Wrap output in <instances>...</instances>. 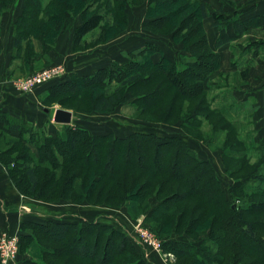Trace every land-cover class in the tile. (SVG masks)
Instances as JSON below:
<instances>
[{
    "label": "trees",
    "instance_id": "trees-1",
    "mask_svg": "<svg viewBox=\"0 0 264 264\" xmlns=\"http://www.w3.org/2000/svg\"><path fill=\"white\" fill-rule=\"evenodd\" d=\"M16 1L0 0V15ZM128 2L92 0L80 11L82 15L94 13L76 27L73 48L84 50L91 43L96 45L97 41L88 43L80 39L104 22L105 31L113 27L123 30L120 23L127 20V12L123 10ZM150 3L151 9L163 13L157 19L145 20L147 27H163L175 19L181 20L178 33L188 24L194 26L192 32L183 36L186 49L178 61L166 56L157 44L147 42L141 52L142 59L114 60L111 65L92 73L64 75L49 87L45 101H58L69 110H79L85 103L92 110L110 112L126 102L127 93L133 92L138 97L132 104L150 112L162 102L151 98L160 96L161 92L166 97L168 92L175 91L169 111L175 109L182 99L192 104L198 99L195 107L189 103L192 106L189 116L180 118L186 129L193 131L200 123L196 120L212 114H219L229 121L225 111L213 104L207 92L212 85L211 79L219 70L218 48L223 41L218 38L214 44L210 43L204 19L211 14L215 27L233 22L236 34L242 36L255 26L264 29L263 18L256 16L242 20L234 17L231 21L222 8L215 10L203 0H198L197 4L194 0H150ZM74 9L72 0H25L23 12L15 22L12 59L23 58L31 63L34 57H39L33 38L43 43L44 53L53 50L54 40L50 34L73 25ZM253 46L257 43L248 44L246 49ZM256 49L258 52L261 48L257 46ZM156 53L161 56L155 58ZM144 87L150 89L140 95L139 91ZM159 99L162 100L161 96ZM229 124L235 123L230 120ZM5 142L7 147H4ZM225 155L245 157L235 150H225ZM0 161L19 190L22 189L20 181L26 177L31 193L51 198L62 195L76 202L102 198L118 204L129 199V195L142 197L146 192L141 194L132 190L147 176L151 185L159 184L162 189H169L161 205L150 214L151 220L162 219L159 229L169 222L171 211L183 202L185 206L179 212L176 228L189 215L192 219L190 230L210 218L209 235L199 239L166 240L163 242L164 251L176 254L183 260L182 264H264V199H255L264 198V189L250 187L248 183L235 184L231 187L234 200H230L212 162L199 156L184 136H162L156 131L120 135L112 130L93 133L78 124L63 125L56 133L46 134L37 126L0 111ZM143 161L154 164V167L146 168ZM261 162L264 165V159ZM21 171L24 176L16 180L15 175ZM77 179L81 182L76 183ZM250 179L264 183L261 168L254 171ZM95 190L98 191L97 197ZM246 192L250 194L247 198ZM237 199L242 203L235 204ZM21 227L25 230L20 236V249L25 241L30 244L37 241L36 246L51 258L32 256L22 264H58L59 256L79 259L86 264H152L124 227L101 220L82 217L75 221H24ZM26 229L31 230L30 233ZM35 232L55 246L40 242Z\"/></svg>",
    "mask_w": 264,
    "mask_h": 264
},
{
    "label": "rangeland",
    "instance_id": "rangeland-1",
    "mask_svg": "<svg viewBox=\"0 0 264 264\" xmlns=\"http://www.w3.org/2000/svg\"><path fill=\"white\" fill-rule=\"evenodd\" d=\"M206 1L215 10L222 8L227 11L231 10L232 6L245 4L244 2L248 0ZM91 2L92 0H72L75 6V9L72 11V13L74 12L73 25L56 34H50L51 39L53 38L54 40V48L55 45L61 48L65 46V50L60 52L61 54L51 51L45 52L40 54L39 57H34L35 59L31 63L23 60V58L14 60L7 72V94L11 95L16 93V98L23 99L22 101H25L31 109L29 111L32 112V115L38 116L36 119H38L37 121L39 124H36V121L25 122L23 119L20 120L24 123L37 126L38 129L43 130L46 134H54L63 126V124L56 123L53 119L55 109L62 107V105H60L58 101L53 103H47L45 101V96L48 93L49 87L55 84L58 79L64 77V75H68V73H70V75L75 73L79 75L92 73L101 67L111 65L112 61L117 60L114 57L124 56L129 59H142L143 55L141 52L148 40V42L157 44L164 51L166 56L178 61L183 50L186 49L183 36L192 32L194 27L193 24H188L182 27L181 31L178 33L177 30L181 25L180 19H175L174 22L170 21L163 27H147L144 24L145 20L148 18L157 19L163 12L159 13V11L151 9L150 0H129L123 10V12H127V20L125 22L121 21L120 23V27H122L123 30L119 31L113 27L110 28L109 31H105L103 29V26H105L104 22L90 31H87L86 35L80 39L88 43L97 41L98 43H96V45L91 43V45L84 50H78L76 47L71 49L69 45L72 40H75L74 32L76 27L94 13L89 12L87 15H82L80 13V11L85 9ZM194 2L197 4L198 0H194ZM4 8L2 9L3 11ZM23 9L24 0L20 1L19 4H10L2 15H0V35L4 30L5 36V34L11 30V27L13 28L15 16L17 15L18 17L21 15ZM94 10L95 9H92V11ZM101 11L105 14L104 10ZM4 15H8L6 16V20L3 18ZM204 20L208 21L206 32L212 36L214 32L210 23L214 20L213 16L209 14ZM162 30H166V32ZM251 32V34L256 35V39L264 38V31L262 29H252ZM100 34H102V37H100ZM210 36L208 38H210ZM34 40L37 39H32L33 45ZM24 46L26 47V42ZM242 49L244 50L243 46L237 47V45L236 48L230 49L232 55L230 53L229 58L225 59L223 68L221 67L222 64H220L218 73L214 74V77L211 79L212 85L207 89L213 104L224 110L228 118L235 123L234 125H230V120L228 121L223 116L212 114L208 117L204 116L200 121L196 120V122L200 123H197L198 128H195L193 131L186 129L180 118L182 117V119H184V117L189 116L192 109L190 104L192 103L186 99H182L180 103H177L175 109L169 111V105L172 104L171 100L175 91L168 92L166 97H164L161 92L160 96L162 100H160V96L157 95L151 98L150 100L152 101L156 99V101L162 102L157 109H152L150 112H145L142 107L132 104V101L136 100L138 97V95H135L133 92L127 93L126 102L117 105L114 110L110 112L95 111L92 110L90 105L83 103L79 110H71L74 114L72 124L88 127L93 133H102L112 130L115 134L120 135L135 131H156L162 136L169 134L184 136L199 156L209 159L212 162L222 187L230 200H234L232 199L233 194L231 187L235 184L240 185L248 183L250 187L264 189L263 182L250 179L252 173L259 168H261V172L264 174V165L261 162V159H264V69L262 66H256L252 69L253 71L250 72V70H245L243 67L246 65L242 66L239 64V61L233 64V56H239ZM78 51L82 54H76ZM126 53L129 54L126 55ZM154 55L155 58H158L160 54L157 55L156 53ZM243 62L246 63V60L244 59ZM92 67L96 68L92 70ZM46 68L51 69L53 72V76L50 79L34 87L33 90H23L19 83H22L31 75L39 73ZM85 68L89 70L84 72L80 71ZM148 89L150 88L144 87L141 89L139 91L140 95H145ZM234 89L242 90L246 96L250 91H256L257 89L259 91L254 92V94L257 93L254 95L256 98L248 94L250 95V100L244 101L243 98H239V94H233ZM257 100H259V102ZM197 101L198 99L193 102L192 105H194V107L198 104ZM158 114L161 115L158 116ZM173 118H176V120ZM6 142L4 147H7ZM32 148L36 151L35 146H32ZM225 150H235L245 155V157L242 158L241 155L238 157H227L225 155ZM142 163H144L146 168L151 169L154 167V164H150V162L146 163L143 161ZM1 164L5 167L4 163L1 162ZM8 176L23 200L30 202L32 206H36L37 209H35V212L38 209L45 214H51L53 211L55 213L80 212L85 214L88 220L96 219L119 227H124L139 245L141 250L144 253H148L149 258L153 262H156L155 264H182L183 260L178 258L176 254L164 251V241L182 238L199 239L209 235L210 218L197 223L196 227L190 230V222L192 219L190 218L191 215H189L186 220L176 228L179 212L181 208L185 206L184 202L171 211L173 213L171 216L173 217L174 215V217H168L169 222L164 223V226L159 229L162 219L151 220L149 218L151 216L150 214L161 205L164 199L163 197L169 192V189H162L159 184L151 185L147 176L136 183L132 190L135 193L139 192L141 194L146 192L142 194V197L129 195V199L118 204L109 203L102 198H99V201L98 199H96V201L93 199V201L89 202L83 199L80 202H76L68 197H62V195H58L57 198L42 197L40 194L37 195L30 192L31 187L26 181V177L20 181V187L22 189L19 190L9 173ZM23 176V171L15 175L17 178L16 180L21 179ZM144 180L146 182H144ZM77 182H81V179H77L76 183ZM248 192H246V198L250 195ZM97 195L98 191L95 190V197H97ZM255 199H257L256 201H260L258 199L263 200L264 198ZM234 202L237 205L242 203V201L238 199ZM48 217L50 219L52 218L51 216ZM24 230L25 229L20 227L18 231L13 233L20 239ZM26 230L29 233L31 231L29 229ZM1 233L2 231H0V235ZM35 235L38 236V240L44 242L45 245L51 247L55 246L52 242L42 239L36 232ZM136 235L145 242L139 241ZM37 244V241L32 244L25 241L21 244L20 249L19 240V250L15 256L16 258L9 261L8 264H22L23 260L31 258L32 256L50 260V256L43 254L41 249L36 246ZM231 253L233 254V251H231ZM57 259L58 264H86V262L80 261L79 259L72 260L68 258V256H59ZM241 264H245V262Z\"/></svg>",
    "mask_w": 264,
    "mask_h": 264
},
{
    "label": "crops",
    "instance_id": "crops-1",
    "mask_svg": "<svg viewBox=\"0 0 264 264\" xmlns=\"http://www.w3.org/2000/svg\"><path fill=\"white\" fill-rule=\"evenodd\" d=\"M22 0H17L15 3L19 4V2ZM25 1V0H24ZM206 1V0H203ZM220 1V0H219ZM207 2V1H206ZM14 3V4H15ZM245 4H238L236 6H232L231 10H225L224 14L231 19L234 17H240L242 20H246L252 17L261 16L264 20V0H248L244 2ZM220 8V7H218ZM22 13V12H21ZM6 16L4 15V20H6ZM17 19V15L15 16V19L13 21V28L11 27V30L8 31L4 36V30L0 35V47H1V53H0V111L8 112L10 115L25 120V122H33L36 121V124H39L36 119L38 117L37 115H32L31 110L28 107V104L25 101H22L21 98H16L15 94H7L8 92V82H7V72L12 66V63L14 60L12 59V56L15 52V22ZM214 19V18H213ZM232 21V20H231ZM207 20H204V26L205 29H207ZM214 20L210 25L213 29V35L210 36L209 33H207L210 38V43L214 44L215 41L220 38L223 41V44L218 48V52L220 54V64H222V68L225 64V59L229 58V55L232 51L230 49L236 48L238 46H243L244 50L242 49L241 54L239 56L234 55L233 56V64L239 61V64L242 66L246 65L245 69L250 70L252 72L256 66H262L264 69V38L256 39V35L251 34L252 29H264L261 26H255L252 27L250 30H248L244 35L238 36L236 34V28L233 24V22H227L223 24V26L215 27L213 25ZM215 34V35H214ZM208 36V37H209ZM251 39V40H248ZM149 41V40H148ZM147 41V42H148ZM261 42V43H260ZM257 43V46H259L261 49L257 52L258 49H256L257 46H253L249 50L246 49L248 44ZM261 46H260V44ZM74 40H72L71 44L69 45V48L71 46V49L73 48ZM59 47V46H58ZM55 45L54 50H51V52L54 53H60L65 50L64 47H59ZM34 48L35 51L38 54L44 53V45L40 40H34ZM240 48V47H239ZM244 54H243V53ZM183 53V52H182ZM61 54V53H60ZM76 54L80 55V51L76 52ZM129 53H126L128 55ZM77 56V55H76ZM247 56V57H246ZM115 59L120 60H127L128 57H114ZM232 58V57H231ZM244 59L246 60V63L243 62ZM90 66V65H89ZM81 68V66H80ZM96 67H92V70ZM89 69H82L80 71L84 72ZM223 70V69H222ZM233 94H239V98H243L244 101L250 100V95H256L254 92L259 91L258 89L256 91H250V95L247 94V96L242 92V90L234 89ZM238 92V93H237ZM7 94V95H6ZM256 98V97H254ZM259 102V100H257ZM59 127V126H58ZM88 128V127H87ZM16 134V133H14ZM36 206H32L30 202L24 201L22 196L19 195L18 191L14 187L13 183L11 182L7 169L1 164L0 162V231H9V232H16L20 229L21 224L24 221H37V222H45L50 218L48 216H51V219L55 220H61V221H75V219L80 218H86L87 216L80 212H62V213H55L54 211L51 212V214H45L44 212H41L40 209H38L35 212ZM87 219V218H86ZM127 228V227H126ZM147 256V259L152 263L155 264L156 262H153L150 258L148 253H145ZM14 264V263H9Z\"/></svg>",
    "mask_w": 264,
    "mask_h": 264
},
{
    "label": "built area",
    "instance_id": "built-area-1",
    "mask_svg": "<svg viewBox=\"0 0 264 264\" xmlns=\"http://www.w3.org/2000/svg\"><path fill=\"white\" fill-rule=\"evenodd\" d=\"M53 76L51 69H43L39 73L31 75L27 80L19 83L23 90H33L34 87L44 83L47 79H50ZM63 76V75H62ZM23 84V85H22ZM136 237H138L136 235ZM139 239V237L137 238ZM19 237L14 233L9 231H2L0 235V261L2 264H8L9 261L15 259L16 254L19 250ZM145 242L144 240L139 239V241Z\"/></svg>",
    "mask_w": 264,
    "mask_h": 264
},
{
    "label": "water",
    "instance_id": "water-1",
    "mask_svg": "<svg viewBox=\"0 0 264 264\" xmlns=\"http://www.w3.org/2000/svg\"><path fill=\"white\" fill-rule=\"evenodd\" d=\"M53 119L56 123L70 125L73 123L74 114L71 110L58 107L54 111Z\"/></svg>",
    "mask_w": 264,
    "mask_h": 264
}]
</instances>
